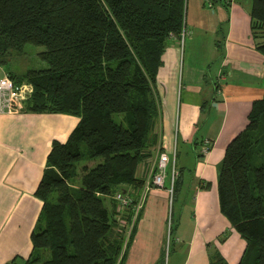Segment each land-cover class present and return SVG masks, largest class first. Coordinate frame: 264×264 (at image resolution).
I'll return each instance as SVG.
<instances>
[{
    "label": "trees",
    "instance_id": "obj_1",
    "mask_svg": "<svg viewBox=\"0 0 264 264\" xmlns=\"http://www.w3.org/2000/svg\"><path fill=\"white\" fill-rule=\"evenodd\" d=\"M205 3L229 5L228 0ZM186 4L0 0V65L26 45L41 47L37 57L46 65L9 75L32 88L22 113L78 118L65 143L53 142L48 154L35 191L42 207L25 264H123L125 226L119 220L131 218L134 193L143 184L137 172L158 136L157 73L167 46L185 37ZM249 17L251 38L264 55V0H250ZM217 35L220 50L221 24ZM246 121L225 147L218 206L245 241L238 264H264V95L251 103ZM201 143L195 139L193 148ZM196 157L202 158L198 150ZM119 193L132 199L123 215L115 200ZM211 264L226 263L217 255Z\"/></svg>",
    "mask_w": 264,
    "mask_h": 264
},
{
    "label": "crops",
    "instance_id": "obj_2",
    "mask_svg": "<svg viewBox=\"0 0 264 264\" xmlns=\"http://www.w3.org/2000/svg\"><path fill=\"white\" fill-rule=\"evenodd\" d=\"M201 2L204 8L205 0ZM228 2L227 9L215 5L218 12L215 6L206 11L199 8L202 21L195 24L198 35L193 34L208 37L210 52L207 59L187 55L180 88L175 81L178 43H170L161 57L158 136L137 172L143 184L134 193L131 218L119 221L125 226L123 264L164 263L169 215L167 264H211L217 255L226 264H238L241 259L246 244L219 211L217 176L227 143L244 128L251 103L264 95V55L251 38L250 0ZM212 11L218 17L209 22L207 14ZM219 24L223 31L220 50L215 44L220 39ZM77 122V117L60 113L0 114V264H25L28 259L30 237L42 207L35 191L48 154L53 142L65 143ZM195 139L210 141L211 149L197 158L196 146L195 164L177 168L182 172L172 203H179L177 212L170 213L167 190L149 182L157 152L162 149L171 156L174 144L193 147Z\"/></svg>",
    "mask_w": 264,
    "mask_h": 264
},
{
    "label": "rangeland",
    "instance_id": "obj_3",
    "mask_svg": "<svg viewBox=\"0 0 264 264\" xmlns=\"http://www.w3.org/2000/svg\"><path fill=\"white\" fill-rule=\"evenodd\" d=\"M201 1L202 0H187L186 10H185V22H186L185 37L182 39V41L180 40L178 42V47L180 49V62H179V72L177 73L176 78H175V81L177 84V89L180 88L181 74L183 73V70L185 68V66H183V62L186 63V61H187V63H188L187 55L191 54L192 57H194V58L199 57V59H201V58L207 59L208 53L210 52L209 41H208L207 36L204 38H203V36L194 37L195 34L198 35L195 24L200 22V20L202 21V18L198 13L199 8L203 9L204 11H206V9H211L208 4H205L206 6L204 5V8H203ZM196 2H198L197 8L195 7ZM214 8H215L216 12H218L220 10L219 7L215 6ZM213 14H214V11H212V15L207 14V18H208L207 20L209 22L210 21L213 22L214 19H217L218 16L216 14L215 15H213ZM218 15H220V14H218ZM219 17H221V15ZM206 23H208V22H206ZM189 32H191L190 35H188ZM193 33H195V34H193ZM40 51H42L41 47H34L32 45H26L22 54H17V53L9 54L8 56L5 57L6 58L5 65H2V66L0 65V74L6 75L8 77H9V75H12V76L14 75V76L20 77L26 71L40 70V69L46 68V65L42 61H40L37 57V53ZM21 84H27V83L25 81H22ZM25 92H27V91H25ZM155 92H156V96L158 99V103L160 104L161 103L160 94H159V91L157 88L155 89ZM24 101H26V99L23 100V102ZM175 132H177L176 125L174 127V134H175ZM175 151L177 152V159L175 161L176 162V169L182 165H187V167H188V166H193L195 164L194 148L191 145L189 147H186L182 143H179L176 146ZM83 164H84V162H81L79 164V167L82 166ZM87 164L90 165L91 162H89ZM77 170L79 172L78 167H77ZM178 203L179 202H176V201L174 203H172V201H171V204H170V201H169L170 213L172 211L174 214L177 212ZM105 204L106 205L109 204V206H110V199L109 198L106 199ZM117 210H119L122 215L124 214L123 209L117 208ZM121 222H122V220H121ZM119 224H121V223L119 222ZM117 231L120 232V230L118 228H117ZM170 246H171V244H170ZM168 254H171L170 248H169V252L166 251V253H165L163 264H167Z\"/></svg>",
    "mask_w": 264,
    "mask_h": 264
},
{
    "label": "built area",
    "instance_id": "obj_4",
    "mask_svg": "<svg viewBox=\"0 0 264 264\" xmlns=\"http://www.w3.org/2000/svg\"><path fill=\"white\" fill-rule=\"evenodd\" d=\"M31 92L32 88L29 84H15L8 76L0 74V114L11 115L22 113V102L30 96ZM175 149L176 146L174 144L171 156L162 149L158 150L155 165L150 173L149 178V182L152 186L160 189L165 188L167 190L170 203L172 201L174 180L177 176ZM210 149L211 142L208 140H203L198 148V152L202 157H205L209 153ZM167 178L169 181V186L165 187V181ZM115 200L118 202V209L126 208L127 206L131 205L132 201L131 198L123 195L122 193L116 194ZM136 207L138 209L140 206L138 205ZM170 227L171 217L169 215L166 251H168L170 245Z\"/></svg>",
    "mask_w": 264,
    "mask_h": 264
}]
</instances>
